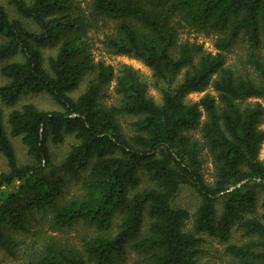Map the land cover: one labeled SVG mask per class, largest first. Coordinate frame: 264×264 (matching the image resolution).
I'll return each instance as SVG.
<instances>
[{
  "label": "trees",
  "instance_id": "16d2710c",
  "mask_svg": "<svg viewBox=\"0 0 264 264\" xmlns=\"http://www.w3.org/2000/svg\"><path fill=\"white\" fill-rule=\"evenodd\" d=\"M6 1L16 16L0 4V61L13 60L0 69V101L12 107L6 117L0 107L6 163L0 251L14 255L13 232L43 220L50 231L83 222L97 233L82 238L78 249L47 236L26 264H117L128 251L142 257L133 264H199L201 233L226 243L236 264H264V221L257 215L264 209V108L248 101L264 99V0H91L94 13L115 22L103 40L106 50L150 68L160 103L131 66L116 74L111 65L93 62L79 36L62 38L82 27L70 18L69 0ZM185 27L218 32L216 52L180 40ZM245 40L254 76L226 65V53ZM53 45L45 58L42 47ZM86 74L93 78L73 97ZM113 80L119 101L106 106L100 97ZM208 87L217 96L186 101ZM29 94H46L59 109L15 108ZM121 116L131 118L130 135ZM197 129L200 139L189 134ZM68 136L74 141L55 160L52 146ZM12 138H19L28 161H19ZM203 150L214 167L211 184L202 173ZM85 170L79 192L67 197L66 178ZM141 174L149 184L140 188ZM183 186L200 198L190 230L188 210L174 203ZM236 223L247 238L239 245L229 243Z\"/></svg>",
  "mask_w": 264,
  "mask_h": 264
},
{
  "label": "rangeland",
  "instance_id": "374dc122",
  "mask_svg": "<svg viewBox=\"0 0 264 264\" xmlns=\"http://www.w3.org/2000/svg\"><path fill=\"white\" fill-rule=\"evenodd\" d=\"M0 4H2L8 13L11 16H16V12L13 6L9 5L6 0H0ZM70 4V18L72 20H77L78 23L82 24V27L77 30H69L63 34L62 38L75 34L81 38V40L86 44V52L90 54L93 62H103L106 65H111L114 68L116 74H118V69L123 64L131 66L135 69L142 79L147 84L148 94L153 97L155 102L160 103L161 92L155 86V79L152 75V71L148 68L141 60L127 56L120 55L108 52L104 47L103 40L106 35L112 33L115 22L104 17L97 15L93 12L91 6V0H69ZM29 27H34L30 22L27 23ZM218 32H211L209 34L203 32H196L192 28L185 27L180 30L179 38L180 40L188 39L189 41H195L197 43H201L203 48L206 51H210L215 53L216 49L214 47V41L218 36ZM247 40L243 42H239L237 45L233 47V49L226 53V65L232 67L236 71L243 73L247 72L250 76H254L252 69L249 64L246 62V53H247ZM57 45L53 46H44L42 47V52L44 57L46 58L49 54L54 53ZM260 51L264 56V37L262 38V43L260 47ZM13 60L6 59L0 61V69L7 63ZM183 72L178 76L176 82L178 83L182 79ZM93 78L92 74H86L79 86L76 90L72 92V96L76 97L88 85L89 80ZM5 82L4 77L0 73V85ZM115 80H113L104 90L100 97V102L103 105H115L119 101V97L114 90ZM205 93L212 94L217 96V93L211 88L208 87L206 90L202 92H194L188 94L186 97L187 102H193L200 99ZM249 102H259L264 108V99L263 98H250ZM24 103H33L38 108L44 110H54L59 109V107L51 100V98L46 94H29L23 96L19 102L16 104L15 108L20 107ZM0 107L3 109L4 115L8 114V112L12 109V107H8L3 105L0 101ZM203 119V118H202ZM131 118H127L124 116L120 117L121 126L125 133L131 134V128L129 127V121ZM260 129L264 130V116L262 122L259 124ZM189 134L192 135L194 139H200V133L197 130L189 131ZM72 136L66 137V140L58 145L52 146V152L55 160H59L68 150L69 145L73 142ZM13 145L15 147L17 156L19 161L26 162L28 161V157L25 155V149L20 142L19 138H12ZM203 163H202V173L205 181L207 183H212L214 180V167L211 161L210 156L203 150L201 152ZM259 158L264 162V142L262 144ZM6 169V163L2 155L0 154V172ZM88 171L85 170L81 172L77 177L70 176L66 178V186L65 191L67 197L71 194H76L80 190V185L85 177H87ZM149 182L147 180V176L141 174V183L139 187H144L148 185ZM200 202V198L196 192L193 191L191 187L183 186L176 197L174 203L176 206L181 208H185L188 210L190 214V218L186 223L187 230L191 229L192 226V215L195 212L197 205ZM264 213V209L259 206L257 215L264 221L262 218V214ZM118 222V219L115 220V223ZM237 223L232 228L231 238L229 243H233L239 245L247 240L242 233L241 230L238 229ZM115 226L113 227L114 231ZM96 231L83 222L76 223L72 228L60 231H50L48 230V226L46 222L43 220L33 221L32 226L30 227L28 232H13V237L17 242L16 250L14 255L7 254L3 251H0V264H26L29 255L34 251L35 247L43 242V240L47 236H52L55 238L56 242L60 245H65L69 247H75L76 249L80 248V240L84 237H90L92 235H96ZM202 238V243L200 245L201 254L198 257L199 264H236L235 261L225 252L226 243L219 242L216 238L208 236L205 233H201L198 235ZM34 242V244H32ZM142 258L140 255L133 251H128L125 257L120 260L117 264H133L137 259ZM84 264H92L90 262H86Z\"/></svg>",
  "mask_w": 264,
  "mask_h": 264
}]
</instances>
